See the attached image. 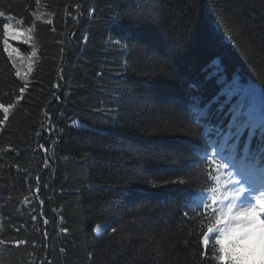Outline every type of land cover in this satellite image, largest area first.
<instances>
[{"label": "trees", "instance_id": "1", "mask_svg": "<svg viewBox=\"0 0 264 264\" xmlns=\"http://www.w3.org/2000/svg\"><path fill=\"white\" fill-rule=\"evenodd\" d=\"M0 11V103L14 105L0 127V264H217L215 241L206 256L200 243L215 216L194 201L221 171L190 108L210 103L227 125L221 81L264 94V0H0ZM8 14L37 25L43 53L20 102Z\"/></svg>", "mask_w": 264, "mask_h": 264}, {"label": "snow or ice", "instance_id": "2", "mask_svg": "<svg viewBox=\"0 0 264 264\" xmlns=\"http://www.w3.org/2000/svg\"><path fill=\"white\" fill-rule=\"evenodd\" d=\"M3 17H5V12L0 11V18ZM8 19L11 21L15 17L9 16ZM23 23V18L19 20V26H14L11 22L3 23L2 36L5 50L11 47L9 44L10 40L19 41L23 37L31 39L29 35L31 30H22ZM115 43L119 44L120 41L117 40ZM13 51L19 52V49L14 48ZM29 71H31V66L29 67ZM16 75L19 76L20 73L17 72ZM26 89V84L19 88L15 96L16 101L20 102L23 100ZM218 95L222 99L217 100V112H222L225 105H228L230 119L227 125H224L222 120L215 123L212 122L209 112L211 107L210 103L202 104L196 100L194 106L190 108L193 122L199 125L203 136L207 140V145L204 147L206 149L210 147L213 150L211 154L205 151V158L210 164L215 165L217 173L228 165L217 164L214 157L220 161H229L232 166L238 161L242 166L251 171L259 170L264 172V94L261 95L259 107H257L255 95L248 94L240 88H225L224 82L221 81V90ZM13 107L14 105L12 103H8L7 105L0 103V109H2L3 115V119H0V127L6 126V122L11 119L9 110ZM246 131L248 140L241 149L240 140ZM258 132L260 146L256 150H252L250 147L251 142L254 137H257ZM211 171L210 169V177ZM211 179L217 185L211 189V194L203 200L194 201L197 208L203 205L204 209H211L215 216L214 223L207 227L206 232L202 233L200 243L204 246L203 254L205 256L207 255L211 236L214 233H218L215 236V260L217 264H220V261L225 259L226 252V249L220 243L221 237L234 226L232 222H235L236 224L247 226L249 231L245 233V236L249 238V243L238 250H233L231 245H229L227 250L228 264H254L257 258V249H264V246L259 243L260 240L264 239V219H262L264 217V199L255 197L254 203L242 206L237 201L242 193L248 191V189L243 187L240 180L233 181L231 174L228 175V179L224 185H220L219 183L222 179V176L219 174L211 177ZM174 182L184 183V181ZM232 184H240L241 187L238 190H233L231 187ZM205 200H210L211 203H206ZM45 223H48V221H45ZM64 231L67 232L68 229L65 228ZM100 231L101 225H97L96 232L100 233ZM16 243L20 245L23 241L17 240ZM260 264H264V251L260 253Z\"/></svg>", "mask_w": 264, "mask_h": 264}, {"label": "rangeland", "instance_id": "3", "mask_svg": "<svg viewBox=\"0 0 264 264\" xmlns=\"http://www.w3.org/2000/svg\"><path fill=\"white\" fill-rule=\"evenodd\" d=\"M9 16L13 15H6L7 22H11L14 26H19V20L21 18L15 17V19H12L11 21L8 19ZM31 39H28V37H23L19 41H9V44L11 47L7 49L8 54L12 58V61L16 67L17 72L20 73V77L24 80L25 84L27 85L26 93L29 91V88L35 85L36 81L40 78L39 73L37 74L38 70V64L43 58V53H42V46L40 42L38 41V27L37 25H22V30L28 31ZM26 41V42H25ZM14 48H18L19 52L13 51ZM35 53V55H33ZM31 66V71H29V67ZM225 88H240L243 91H245L248 94H253L256 97L257 100V107H259V100H260V94H259V89L258 86L255 85V83L250 82V84L243 83L242 81L235 79L234 82L230 81L228 83L224 84ZM25 93V94H26ZM229 169H231L232 172V180H240L241 184L243 187L248 189V191H245L244 194L240 196L239 201H237L238 204L242 205H248L251 203V199L255 197H260L261 199H264V188L260 189L262 187V183L260 180H257L253 174L250 172L248 169H243L241 164H238L237 166H232V164H229ZM236 185L234 190H238L241 185L240 184H232ZM251 194L255 197H249V201L247 202L246 197ZM264 219V217H262ZM212 238V237H211ZM210 238V239H211ZM227 250L226 248V254H225V259L223 264H228L227 260ZM260 253H261V248L257 249V260L260 259Z\"/></svg>", "mask_w": 264, "mask_h": 264}, {"label": "clouds", "instance_id": "4", "mask_svg": "<svg viewBox=\"0 0 264 264\" xmlns=\"http://www.w3.org/2000/svg\"><path fill=\"white\" fill-rule=\"evenodd\" d=\"M232 223L234 224V226L231 227L229 231L221 237L220 243L224 249L228 248L229 245H231L233 250H238L249 243V238L245 236V233L249 231V229L243 224H236L235 222ZM259 243L264 246V239L260 240ZM223 262L224 260H221L220 264H223ZM254 264H260V259H256L254 261Z\"/></svg>", "mask_w": 264, "mask_h": 264}, {"label": "bare ground", "instance_id": "5", "mask_svg": "<svg viewBox=\"0 0 264 264\" xmlns=\"http://www.w3.org/2000/svg\"><path fill=\"white\" fill-rule=\"evenodd\" d=\"M254 202H255V200L252 198V199H251V203H254ZM242 206H247V205L242 204ZM261 251H264V249L261 248Z\"/></svg>", "mask_w": 264, "mask_h": 264}]
</instances>
